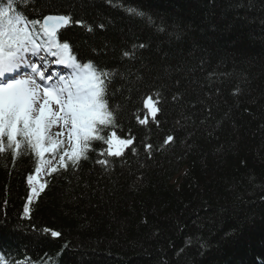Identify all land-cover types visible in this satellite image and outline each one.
<instances>
[{
	"label": "trees",
	"instance_id": "trees-1",
	"mask_svg": "<svg viewBox=\"0 0 264 264\" xmlns=\"http://www.w3.org/2000/svg\"><path fill=\"white\" fill-rule=\"evenodd\" d=\"M20 10L72 16L61 40L110 74L116 127L106 139L116 131L133 143L115 156L108 149L118 145L92 141L67 167L60 156L74 143L60 146L29 206L27 177L54 153H0V255L19 264H264V0H30Z\"/></svg>",
	"mask_w": 264,
	"mask_h": 264
},
{
	"label": "snow or ice",
	"instance_id": "snow-or-ice-1",
	"mask_svg": "<svg viewBox=\"0 0 264 264\" xmlns=\"http://www.w3.org/2000/svg\"><path fill=\"white\" fill-rule=\"evenodd\" d=\"M30 0H0V153L7 150L13 156H20L22 146L30 148L40 158L46 151L48 140L52 149L57 142L46 136L48 129L57 123L66 125L74 146L70 153L60 156L62 166L65 158L76 166L86 158L85 153L92 141H103L118 145L113 153L120 156L122 149L133 143L132 138L120 139L116 131L106 139V129L116 127L114 112L108 103L107 88L110 74L92 61L81 63L67 40H61V30L73 23L71 15H45L41 19H29L20 10ZM127 11L143 15L136 9ZM80 23V21H76ZM89 31L93 29L89 26ZM127 55V53L125 54ZM55 58V59H53ZM52 64L65 65L60 71H49ZM27 69L29 71H24ZM67 72V75L61 74ZM55 106V108L53 107ZM153 118L157 108L149 99ZM141 124L146 120H140ZM168 141L173 137L169 135ZM151 148V146H149ZM107 164L108 161H100ZM39 172L40 168L37 167ZM52 171H56L55 168ZM32 195L38 196L46 184L39 189L34 177H27ZM30 209H24L25 215ZM52 236H60L52 232ZM0 264H19L0 255Z\"/></svg>",
	"mask_w": 264,
	"mask_h": 264
},
{
	"label": "rangeland",
	"instance_id": "rangeland-1",
	"mask_svg": "<svg viewBox=\"0 0 264 264\" xmlns=\"http://www.w3.org/2000/svg\"><path fill=\"white\" fill-rule=\"evenodd\" d=\"M55 108V106H53ZM69 136V129L66 125H63L62 123H57L56 128H55V133L53 135V140L56 141L57 143L65 140L67 141ZM52 148V145H51ZM54 161L51 162H46L42 167L40 168L39 172H36L33 177H34V185L37 189H39V186L41 184H44V176L47 172L51 170L53 167ZM42 191L39 192V194ZM32 195V190L30 191V196ZM38 196H33L32 201H34Z\"/></svg>",
	"mask_w": 264,
	"mask_h": 264
}]
</instances>
